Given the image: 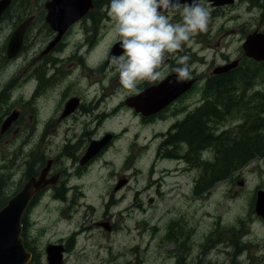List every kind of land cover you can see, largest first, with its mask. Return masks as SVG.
Listing matches in <instances>:
<instances>
[{
  "label": "rangeland",
  "instance_id": "rangeland-1",
  "mask_svg": "<svg viewBox=\"0 0 264 264\" xmlns=\"http://www.w3.org/2000/svg\"><path fill=\"white\" fill-rule=\"evenodd\" d=\"M44 1L16 0L9 11L11 16L0 26V44L18 18L40 13L39 3ZM105 2L106 6L110 5V0ZM231 11L234 15L229 11L216 18L218 24H222L226 18L235 17L228 23L229 29H236L232 32L234 36L223 37L219 48L205 49L206 43H215L213 37L206 39L215 31L208 33L209 28L202 33L204 36L199 34L204 39L201 44L197 35L187 45L192 52L201 48L205 54L208 63L196 64L198 71H208L213 53L218 62L222 59L221 52L230 58L238 55L244 36L259 25V19L245 13L242 6H235ZM101 32L105 34L102 50L107 51L118 40L113 35L110 17L103 23ZM228 39H232L231 43ZM108 66H112L110 62ZM19 67L18 58L10 63L0 62V95L9 90L12 79L18 86ZM255 79L247 96L257 91L264 96L260 74ZM106 80L116 85L113 89L118 91L115 96L107 98L108 116L104 128L118 136L108 142L104 155L85 172L74 174L75 167L69 166L67 181L74 187L69 190L65 202L44 199L41 206L31 212L29 233L31 240H36L41 263L45 262L43 253L47 242L64 239L62 243L65 244L66 239L76 232L75 250L65 254L62 264H264V218L253 209L256 190L264 189V157L219 180L206 195H195L193 188L201 174L200 168L189 166L183 158L177 163L170 158L158 157L155 152L160 142L159 132H165L168 126L171 129V125L183 119L187 112H174L175 109L170 108L157 120L145 124L126 106L124 99L128 95L120 91L114 68L107 73ZM18 94H13L9 100L0 97L1 109L18 108ZM29 94L28 87L27 98ZM197 96L189 94L182 104L186 107L182 109L201 104ZM121 101L120 109L111 113L112 107ZM33 115L28 112L26 117L30 120ZM242 116L243 111L240 115L227 116L219 123V130L235 131L236 125L243 121ZM13 139L19 141L18 137L9 134L0 135V148L2 142ZM135 139L137 143L133 142ZM184 150L182 145L178 153L182 154ZM4 152L2 149L0 155ZM203 158L201 160L212 159V152L208 150ZM167 170L171 172L166 174ZM72 171L73 176L69 178ZM120 180L124 183L115 189ZM95 222L110 223L112 229L107 231L94 226ZM84 241L86 246L81 251ZM211 245L215 247L209 249Z\"/></svg>",
  "mask_w": 264,
  "mask_h": 264
},
{
  "label": "flooded vegetation",
  "instance_id": "flooded-vegetation-1",
  "mask_svg": "<svg viewBox=\"0 0 264 264\" xmlns=\"http://www.w3.org/2000/svg\"><path fill=\"white\" fill-rule=\"evenodd\" d=\"M46 1L48 0H45L43 4L39 3L40 13L27 14L18 18L11 32L8 31L5 34L0 44V52H2L0 62L10 63L16 58L20 59L18 86L16 83L14 84L15 79H12L9 83V90L0 95V97H5V99L7 97L9 100V97L19 92L18 108L14 106L1 109L0 107V135L9 134L11 137L19 138L18 142L15 139L2 142L3 147L0 148V151L5 150L0 155V211L21 192L25 193L20 198V201L24 203L20 237L25 250L30 254L25 264H48L47 247L50 244L61 247L60 264H62L66 253L75 250V235L77 233L73 232L71 237L66 239L67 243L65 242V244L62 243L64 239L52 243L47 242L43 253L45 262L41 263V253L37 251L36 240L34 239L35 242L31 240L32 236L29 233L30 214L41 206L44 199L65 202L69 190L74 187L67 181L69 166L75 167L76 173L74 174L85 172L91 164L104 155L108 144L105 143L94 155L82 162L81 160L91 143L102 140L108 133L112 134L109 142L118 136L116 132H107L104 128V120L108 116L107 98L115 96L118 91V89H113L116 88V85L111 84V82L108 83L106 80L107 73H111L113 70L112 66H108L109 58L122 54L120 46L118 51H113V46L119 40L113 42L107 51L102 50L105 34H102L101 30L105 20L109 18L107 15V7L109 8V6H106L105 0H91L89 8L62 31L60 37L51 45L59 31L51 28L46 21ZM200 2L210 10L211 23L208 33L213 29L215 30L206 36V39L213 37L215 40L213 44L206 43V50L211 47L216 50L221 46L223 37L227 39L229 36H234L232 32H235L236 29H229L228 23L235 17L226 18L222 24H218L216 18L223 12L230 11V14L234 15L231 10L235 6H242L245 13L258 18L259 25L249 30L244 36L238 55L230 58L225 52H221L222 59L218 62L213 53L214 58L211 60V66H207L209 68L207 72L203 69L198 71L195 66L196 64L201 66L208 63L201 48L192 52L191 48L186 45L182 52L171 56L166 62V66H168L166 75L169 80L165 83L174 87L177 84L183 85L180 88L184 89L181 90L182 92L178 97L149 115H144L142 111H137L136 108L126 105L145 124L157 120L163 112H168L170 108L175 109L174 112H180V110L187 112L199 106L200 104H195L188 110L182 109L186 107L185 104H182L189 94L193 97L198 94L199 103L202 104L204 88L214 77H226L235 70H242L243 74H249L250 67L256 66L259 68V72H254L255 76L252 81L255 84V78L260 74L261 82L264 83V59L256 60L249 57L243 49V43L247 36L257 33L261 35L259 43L261 52L264 54V0H200ZM14 3L16 0H12L10 5L1 13L0 26L6 18L11 16L9 11ZM255 12L257 13L255 14ZM28 17L32 18L23 34L20 49L14 55L9 56L8 45L11 34ZM175 20H179L178 15ZM37 23V28H34ZM239 30H243V28ZM202 36H197L200 44L204 40ZM231 41L232 39H228V42L231 43ZM99 52L100 55L98 56ZM184 55L189 57L191 79L177 83V76L172 69L178 66L176 64L177 56ZM228 64H233V66L220 71V67L223 68ZM161 83H144L139 86L142 92L148 91L146 96L139 100V106H144L148 111L154 110L152 108L155 106L157 107L159 91L150 89ZM28 87L30 94L27 98L26 90ZM131 96L135 95L126 96L124 101L126 102V99ZM120 105H122V101L112 107L111 113L117 112ZM28 112L34 114L30 120L26 117ZM10 116L14 117L6 126H3ZM17 122L18 126L16 125ZM168 128L170 129V126L165 129V132L169 131ZM165 132L158 134L160 142L157 145V151H155L158 157L163 156L159 153V147L166 136ZM133 142L137 143L138 141L135 139ZM180 159L179 157L173 160L179 163ZM168 172L171 171L167 170L165 173ZM71 176H73V171L69 174V178ZM93 225L101 226L107 231L112 229L111 224L107 222H95ZM90 227L91 225L88 226V228ZM81 228L83 227L81 226ZM85 246L84 241L80 246L81 251L85 249ZM211 247H215V245H211L209 249ZM238 247L241 248L242 245H238ZM240 252V250L237 251V254L239 255Z\"/></svg>",
  "mask_w": 264,
  "mask_h": 264
},
{
  "label": "trees",
  "instance_id": "trees-1",
  "mask_svg": "<svg viewBox=\"0 0 264 264\" xmlns=\"http://www.w3.org/2000/svg\"><path fill=\"white\" fill-rule=\"evenodd\" d=\"M252 67L249 74L235 70L226 77L212 78L204 88L202 104L176 120L160 144L163 157H180L189 166L200 168L193 188L195 195H206L219 180L264 157V96L259 91L247 96L255 85L254 72H259L256 66ZM241 111L243 121L235 131L219 130L220 122L231 114L240 115ZM182 145L185 150L179 154ZM208 150L212 159L201 160Z\"/></svg>",
  "mask_w": 264,
  "mask_h": 264
},
{
  "label": "clouds",
  "instance_id": "clouds-1",
  "mask_svg": "<svg viewBox=\"0 0 264 264\" xmlns=\"http://www.w3.org/2000/svg\"><path fill=\"white\" fill-rule=\"evenodd\" d=\"M107 15L122 49L110 63L123 93L135 96L142 94L141 84L167 79V60L207 32L210 23V10L200 0H110ZM176 64L177 83L191 79L189 57L177 56Z\"/></svg>",
  "mask_w": 264,
  "mask_h": 264
},
{
  "label": "water",
  "instance_id": "water-1",
  "mask_svg": "<svg viewBox=\"0 0 264 264\" xmlns=\"http://www.w3.org/2000/svg\"><path fill=\"white\" fill-rule=\"evenodd\" d=\"M11 1L12 0H0V15L10 5ZM90 4L91 0H48L45 2V8L47 10L46 21L49 23L51 28L57 29L59 31L58 36L51 43V45H53V43H55V41L60 37L59 35L62 33V31H64L75 20H77L82 15V13H84L86 9L89 8ZM31 18L32 17L24 19V21H22L11 34L8 45L9 56L14 55L20 49L23 34L28 28L31 22ZM260 36L261 35L257 33L250 34L247 36L246 41L243 43L245 54L256 60L264 59V54L261 52V46L259 43ZM119 46L120 43L117 42L113 46V51H118L121 48H119ZM232 66L233 64H228L223 68L220 67V71L221 69L227 70ZM168 80L169 77H167V79H165L157 87L150 89L159 91V103L157 107L155 106L152 108L154 110L148 111L144 106H139L140 103H138L141 98L146 96L148 91H143L139 96H131L127 98L125 102L126 105L136 108L137 111H142L144 115L154 113L153 111L159 110L163 106L173 101L184 89L180 88L182 84H177L175 87L171 84H166L165 82ZM151 104L155 105L154 103ZM143 110H146L148 112H144ZM10 117H8L3 126H6L14 116H12L11 118ZM111 138L112 134L108 133L102 140L91 143L81 161L83 162L89 159L105 143H108ZM123 183L124 180H120L119 183L115 186V189H117ZM24 194V192H21V194L13 198L0 211V264H25L30 257V254L25 250L23 246L22 238L20 237L21 216L24 205V203L20 201V198H22L21 195ZM254 210L257 215L264 218V189L256 190ZM60 250V246H55L52 244L48 245V264H60Z\"/></svg>",
  "mask_w": 264,
  "mask_h": 264
},
{
  "label": "bare ground",
  "instance_id": "bare-ground-1",
  "mask_svg": "<svg viewBox=\"0 0 264 264\" xmlns=\"http://www.w3.org/2000/svg\"><path fill=\"white\" fill-rule=\"evenodd\" d=\"M59 23H60V21H59ZM54 29V28H53Z\"/></svg>",
  "mask_w": 264,
  "mask_h": 264
}]
</instances>
